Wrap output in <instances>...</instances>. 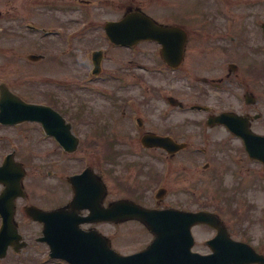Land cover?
<instances>
[{"label": "rangeland", "instance_id": "rangeland-1", "mask_svg": "<svg viewBox=\"0 0 264 264\" xmlns=\"http://www.w3.org/2000/svg\"><path fill=\"white\" fill-rule=\"evenodd\" d=\"M214 3L212 0H156L153 4L140 5L142 9H145L148 14L154 19L166 20L169 24L184 25V29L188 33L192 34V37L196 36V30L199 29L201 14L206 13L214 14L221 12L219 9L225 11L228 10L229 4L231 9L230 13L221 14L222 16H215L219 20L229 19L233 21V31L231 35L235 38L242 33H245L250 28L251 33H247L251 36H256L257 31L255 26L251 25L252 16L260 17L253 19L255 24L264 22V8H255V11L247 12L252 9V3L255 1L263 0H216ZM212 11V12H211ZM18 13H21L18 11ZM43 14L39 15L38 14ZM37 16H31L34 19L29 20L32 24H41L47 27L52 25L64 24L60 33L69 32L72 26L75 24L78 26L80 22L73 15L57 14L53 16L50 12H38ZM245 16V17H244ZM50 17H59L57 20H49ZM108 18H114L115 14L111 10H108ZM167 18V19H166ZM221 18V19H220ZM33 21V22H32ZM27 21V23H29ZM107 22L106 20H94L86 21L89 28V36L78 38L77 47L88 45V50L102 47L106 50V59L102 64V71L97 76L91 75V67L84 68L81 65H77L71 68L67 63L68 55L66 52L69 47H65V44L54 38L44 37L39 32L33 30H27L26 33L22 32L18 37L10 36L4 40V46L2 49H12L14 53L20 55L19 58H9L10 53H5L0 50V84L7 87L9 90L20 96L24 101L31 103L46 104L50 102V98L47 95L38 93V90L47 91L49 89L48 84L52 85L54 82L58 83L64 88L69 86L70 81L74 76L77 78V85L87 83L85 89H77L74 94L70 91L57 90L58 99L54 103V108L57 111H64L66 115L70 113V109L78 104L75 111L81 113L85 108L95 109L96 112H102L106 114L108 119H105L107 125L106 137L109 141L112 140V144H115L114 151H108L109 155H116L115 163H108L107 172L104 176L107 181L108 194L110 200L130 198L134 197V188L136 184V191L144 190V196L141 198V204L145 206H154L158 201L161 205H181L184 209L195 211L197 209L210 210L220 216L225 225L228 228L231 237L236 240L246 241L260 248V242L262 238V229L260 223L261 212L264 206V193L259 190V183H257L258 174L251 171L247 165H245V174L242 173L241 181L237 183V175L235 170L239 169V165L232 164V167L226 170L220 177L213 175L214 167H223L227 163V158L232 162L236 160L237 153L234 154L233 150L228 151L229 148L216 147L213 142L224 139L225 134L222 131H212L208 134L201 131L198 125L188 124L184 127L177 125L181 124L182 118H188L187 121L191 122L192 118L198 119L197 113L182 114L172 110L167 104L165 99L169 95H173L178 101L186 104L187 106L193 104H199V97L194 93V85L198 86V79L194 80V85L191 82L190 77H174L170 75L168 79L166 77H160L152 74L153 66L152 61V48L149 42L139 43L135 50L136 54H132V51L123 48L111 47L110 49L99 38V28ZM213 22V20H211ZM81 23V22H80ZM210 24V23H209ZM212 25V24H211ZM219 26H223V21H218ZM213 26V25H212ZM79 27V26H78ZM226 28V27H225ZM25 30V28L23 27ZM70 33V32H69ZM227 34V31L223 32ZM202 35H212L210 31L205 29L201 32ZM98 35V37H97ZM213 36H218V32L215 31ZM229 36V35H228ZM253 37V38H254ZM42 38V40L40 39ZM198 38V37H197ZM192 41L189 44L188 62H195L196 68L193 70L194 74L200 76L201 68H198L197 64H200L203 58L207 54L204 53L200 56L196 52V44L202 45L208 43V40H203L199 36V40ZM4 37H0V43ZM89 40L91 43H87ZM251 41V40H250ZM43 42V45L47 49H51L54 57L53 61L45 66L29 65L25 62L30 54L37 53V46ZM221 45L220 50L216 54V69L215 74L210 75L222 76L224 73H228L229 64H235L236 70L232 76H235L237 81H242L249 84L250 76L258 74L264 69V50H254L249 46L246 48H237L231 45L227 46L228 51H223L227 44V35L221 36L219 43ZM195 51V52H193ZM252 51V52H251ZM67 56V57H66ZM116 57L118 60L115 61ZM10 61H12L10 63ZM190 62V63H191ZM62 63V64H61ZM136 65V68H135ZM208 65H213L208 64ZM188 67L189 64H186ZM255 67V68H254ZM253 71L250 72V70ZM203 70L206 72L212 70V66H203ZM136 72V86L134 85V79L132 73ZM254 73V74H250ZM116 75L121 78V81L114 82L110 79ZM264 76V75H263ZM171 77V78H170ZM197 77V76H196ZM84 80L83 82H79ZM75 81V80H74ZM87 81V82H86ZM76 82V81H75ZM263 90L254 89L252 91L256 98L262 92H264V78H263ZM251 87L253 81H250ZM196 86V87H197ZM259 86V85H257ZM159 94H157V90ZM197 89V88H196ZM208 92L202 98L207 99L208 105L213 104L215 90L206 87ZM241 92V91H238ZM113 96V100L110 99ZM136 98V117L143 116L146 122H151L154 119L163 118L165 112L169 115L163 125H158L154 130L151 126L146 129L161 133L165 128H170L174 135L179 132L184 133L185 139L183 142L190 143L187 151H183L177 155L173 160H166L159 152L143 150L140 146V137L142 132L131 128L130 116L132 109L129 106L126 108V99L132 102V99ZM74 103V105H72ZM125 104L127 115L122 118V104ZM72 106V107H71ZM258 111L264 114V109L259 105ZM88 113V112H87ZM91 113V112H90ZM68 117V116H67ZM192 117V118H191ZM66 118V116H65ZM162 123V122H161ZM130 125V127H128ZM253 129L261 134H264V121L261 120L254 124ZM91 131L86 126H79L78 129L73 128L72 132L80 138V142L85 140H94L91 138ZM203 134V135H202ZM204 136H209L213 141L207 144L204 140ZM38 140H37V139ZM51 139L45 137L39 133V129L36 125L28 123L22 124L14 128V130L5 128L0 125V162L2 157L8 153H14V160L18 163L26 164L27 153L30 150L41 153L47 149H51L52 146L49 143ZM106 145V144H105ZM109 144L107 145V148ZM202 149L205 150L202 153ZM192 151L194 153H192ZM90 152H95L91 150ZM209 154L212 155L213 160L208 168H203L204 164L208 161L206 158ZM232 158V160H231ZM93 160V158L91 157ZM165 159V160H164ZM56 161V160H55ZM57 161H60L58 159ZM135 161H136V180H135ZM210 161V160H209ZM49 162L44 163L48 165ZM100 163V160H99ZM233 163V162H232ZM1 164V163H0ZM40 164V160L37 158L34 163H27V175L23 179V184L34 183L35 186L42 184L43 186H53L54 179H38L37 174H33L36 171L37 165ZM77 165V164H76ZM229 165V164H228ZM81 166H76L75 169ZM230 167V166H229ZM232 170V171H231ZM154 174V175H152ZM159 177V181L154 182L153 179ZM247 177V178H245ZM157 180V179H156ZM143 185V188L141 187ZM149 186V187H147ZM166 189V194L156 202L155 193L158 188ZM1 189V186H0ZM225 190V194H228L229 199L225 200L219 194V191ZM220 207V210L217 208ZM235 208L239 217H242L244 222L241 226L235 228V224L231 222L229 215V208ZM221 212V213H220ZM17 221L19 226L24 224L22 219V212L20 208V202L17 207ZM240 224V223H239ZM21 229V228H20ZM110 230L113 231L112 228ZM212 234V233H211ZM212 235L208 231H204L201 235L196 236L197 249L207 250L203 244L207 238ZM147 242V239L144 240ZM112 247L120 253H132L136 251V225L128 223L123 226L121 237L114 241ZM7 256H11L8 260L9 264H21L18 260H14L13 256H36L35 252L30 251L29 254L26 251H22L19 255L10 253ZM14 260V261H13Z\"/></svg>", "mask_w": 264, "mask_h": 264}, {"label": "flooded vegetation", "instance_id": "flooded-vegetation-1", "mask_svg": "<svg viewBox=\"0 0 264 264\" xmlns=\"http://www.w3.org/2000/svg\"><path fill=\"white\" fill-rule=\"evenodd\" d=\"M156 0H0V37H4V39L0 43V50L5 53H10L11 56L9 58H19L20 55L18 53H14L12 49H2L4 46V40L10 36L18 37L20 33L25 32L27 30L41 29L46 30L48 27L41 24H32L29 20L34 19L31 16H37L38 12H50L54 14L53 16H57V14H66L73 15L79 20L78 26L75 24L72 26L69 32H64L62 35L64 37L68 36V38H64L63 42L69 45V50L66 52L68 55L67 63L64 62L63 65H68L71 68L76 67L77 65H81L84 68L93 65L92 55L94 52H99V56H101V66L106 59V50L102 47H97L93 50H88L89 46L84 44L83 46L77 47L78 38L88 37L89 36V28L86 21H94V20H106V21H118L122 19L126 15H130L132 13L142 12L148 16H150L145 9H142L140 5L144 4H153ZM212 2L216 3V0H212ZM264 8V0L262 3L260 1H255L252 3V9L248 10L255 11V8ZM231 9V5L229 4L228 10H221V12L206 13L204 9V13L201 14L200 26L199 29L196 30V36L192 37L191 33H188L185 30L184 25L179 24H169L166 20L162 21L160 19H154L156 26H177L185 31L186 34V43L184 45V50L182 54V61L177 69V71H171L170 66L162 59L161 56V46L156 41H151L152 48V57L154 61H152V66L155 68L154 74L159 76H163V72L168 74H176L189 76L192 81L198 79L199 87L194 92L199 97V106L200 109L192 111L190 107L188 111L185 109V105H173L172 110H168V112L175 111L181 112L183 114V110H186L187 113H197L198 119L192 118V121H187L188 118H182L181 124L177 125L179 127H184L188 124L198 125L201 131L205 130L206 133L210 134L212 131H222L225 134L224 139H220L216 142L210 140L209 136H204V140L207 144L213 142V145L216 147H224L229 148L228 151L233 150L234 154L237 153L236 160L232 162L229 158H227V163L225 166L214 167L213 175L220 177L226 170L232 167V164L239 165V169L235 170V174L237 175V183L241 181L242 173L245 174L247 171L245 170V165L249 167V169L256 174H258L259 178H257V183H259V190L264 193V164L257 160H252L248 157L244 142L235 137L228 128V124L236 121V115L240 116L243 121L248 123V128H250L253 132H256L253 127L256 122L261 120L264 121V114H261L258 111L259 105L264 109V92H262L256 98L255 94L252 93L254 89H261L263 87V78L264 71L259 72V76H250V81H253V87H251L248 83L237 81L235 76H232L233 72L236 70V66L231 65L228 70V73H224L222 76H210L215 74L216 69V54L217 51L220 50L221 45L218 44L221 36L227 35V44L223 51H228L227 46L231 45L237 48L249 46L252 51L256 50H264V22L259 23L258 21L254 24L253 19H258L260 17L252 16L251 25L255 26V30L257 31V35L251 36L247 33H251L250 28L238 35L236 38L231 34L236 32L233 31V21L229 19L219 20V18H215V16H222L221 14L230 13L228 12ZM108 10H111L113 14H115L114 18H108ZM21 12V13H18ZM212 12V11H211ZM43 15V14H38ZM245 17V16H244ZM30 18V19H29ZM59 17H50L49 20H57ZM29 19V20H28ZM167 19V18H166ZM213 20V22H211ZM27 21L29 23H27ZM218 21H223L224 25L219 26ZM33 22V21H32ZM210 23V24H209ZM213 26H212V25ZM25 28V30L23 29ZM59 31L64 27V24L60 23L59 25L49 26ZM184 27V28H183ZM226 27V28H225ZM205 29L210 31L212 35H202V30ZM218 32V36H213V34ZM227 31V34L223 32ZM229 35V36H228ZM199 36L203 40H208V43H203L202 45L196 44L195 50L203 56L204 53L207 54L205 58H203L200 64H197L200 70V76L194 74V69L196 68L195 62L187 61L188 60V52H189V44L192 41H195L193 38H197L199 40ZM98 37V35H97ZM104 38V40L102 39ZM254 37V38H253ZM99 38L101 41L107 45V47H117L111 44L106 35L104 34V30L102 28V34H99ZM61 40V38H59ZM58 40V41H59ZM251 40V41H250ZM107 42V43H106ZM40 46H37L38 53H33V57L35 55H41L44 58L33 61L30 60V57H27L25 62L29 65L36 66H45L51 63L54 57L52 50L47 49L43 42H38ZM87 43H91L87 40ZM132 47V49H134ZM251 51V52H252ZM195 52V51H193ZM118 59V57H116ZM12 61H10L11 63ZM191 62V63H190ZM213 65H208L212 64ZM62 64V63H61ZM186 64H189L187 67ZM230 65V64H229ZM203 66H212L211 71L203 70ZM136 68V65H135ZM160 68L161 72H157L156 69ZM255 68V67H254ZM264 69V67H263ZM253 70V68H252ZM250 70V72L252 71ZM252 74V73H250ZM197 76V77H196ZM133 81L136 83V72L132 73ZM72 84L73 89L75 84ZM259 85V86H257ZM2 86L0 85V88ZM49 89L47 91L38 90L39 94L47 95L51 98V100L58 99L57 94V85L54 83L53 85H48ZM205 87L212 88L215 90L213 104L208 105L207 99L202 98L208 92V89ZM241 91V92H238ZM178 102V101H177ZM176 103V102H173ZM76 108L70 109V113L68 112V116L70 119V123L72 128L78 129L81 126H87L91 130H96V135L98 136V132H102L100 137H104L103 131L107 129V125L105 123V116L101 112H96L95 109H85L81 113L75 111ZM88 112V113H87ZM91 112V113H90ZM133 112L134 115V128L136 132V127L138 130L143 133H155L160 136H169L174 141L178 143H183V138L185 139V135L182 132H179L177 135H174L170 128H165L161 131V133H156L154 131L146 129V127L151 126L154 130H158L157 126L163 125L165 120L158 118L154 119L151 122H146L144 119H139L136 124V99L133 104ZM125 114H123L124 116ZM164 115H167L166 113ZM162 122V123H161ZM39 126V125H37ZM204 132V131H203ZM257 133V132H256ZM203 135V134H202ZM264 135V134H262ZM56 143V142H55ZM53 145V150H46L44 155L42 152L39 154L35 153H27L26 155V164H25V176L27 163L29 161L31 163V159L38 158L40 160V164L36 167V171L33 174H37L34 177L43 178L44 170H46L45 175L49 176V178H55L53 186H43L42 184H38L35 186L34 183L24 185V195L20 200L22 219L24 224L21 225L22 237L25 242V249L28 251L35 252L36 256H23V261H26V264H93L92 259L95 260V264L98 263V260H103L105 257V247L106 244L114 242L118 237L121 236L119 232L110 233V225L111 227L118 228L122 227L125 223L119 224H110L108 221V209L111 202L116 200H110L108 194L107 181L105 179V175L107 172L108 166V148L107 145L104 144L103 140H85L79 142L77 150L73 154H68L63 151L59 146H54V142H51ZM187 150L190 146V143H186ZM94 150L95 152H90ZM147 150V149H144ZM159 150V154L164 156L166 160H173L177 155L185 150H181L175 154H167L161 149H152L151 151ZM202 152H205L202 149ZM59 155L64 157H72L63 162H56L55 159H59ZM93 158V160L91 159ZM208 161L204 164V168H208L211 165V161L213 157L209 154L207 157ZM78 159V160H77ZM100 160V163H99ZM210 160V161H209ZM49 162L48 165H44V163ZM83 163V164H82ZM77 164V165H76ZM81 166L80 168L75 169L76 166ZM230 166V167H229ZM90 170L100 177L101 183L104 187V190L99 192L94 197L84 198L82 195L76 197L77 201L72 206V202L75 198V188L72 184L69 183L68 178L70 176H75L83 173L85 170ZM232 171V170H231ZM241 178V179H240ZM247 178V177H245ZM135 180H136V161H135ZM78 182H83L80 179ZM225 191V190H224ZM142 198L141 191H134V202L139 204L145 208H155V209H176L182 211H189L188 209H184L181 205H161L159 201L154 206H145L141 204L140 200ZM34 207L39 209L42 212L50 213L52 212L55 216V231L58 235L59 242L62 246L63 251H70L71 249L77 254V256H69L73 262L65 261V259L57 257L51 258L49 256L50 245L48 241L45 239L47 237L45 222L44 221H34L29 216V210ZM198 211V210H196ZM235 228L239 227V221L234 216ZM136 224V253L141 252L149 242H145L146 237H151L152 235L149 231L138 221H130ZM261 229H262V238L260 242V248L257 249L254 247L256 252L260 256H241V261L236 259V256H230L229 260H224L223 262L217 260L215 264H264V206L261 212L260 217ZM209 230L212 233L211 235L216 234V230L204 226V225H196L191 228L192 235L194 237V246L193 251L198 252L200 254L207 255L210 253L209 250H194L196 246V236L201 235L204 231ZM169 233L171 234V243L174 237L175 247L177 250H183V231L180 229L179 225L176 230L171 226L169 228ZM234 239V238H233ZM207 243V242H206ZM173 245H171V248ZM107 255V251H106ZM19 257V256H16ZM8 260H10V256H5V258L0 260V264H9ZM11 261V260H10ZM136 264H151L150 261H136ZM166 264H188V258L185 259L183 256H169Z\"/></svg>", "mask_w": 264, "mask_h": 264}, {"label": "water", "instance_id": "water-1", "mask_svg": "<svg viewBox=\"0 0 264 264\" xmlns=\"http://www.w3.org/2000/svg\"><path fill=\"white\" fill-rule=\"evenodd\" d=\"M106 29L109 37L115 43L119 44H132L135 41L154 39L165 35L164 30L154 27L151 21L141 15H136V17H126L119 23L109 25ZM168 31L175 33L174 29ZM182 40L183 37L179 42L180 50L182 49ZM163 44L165 45L164 42ZM177 60H179V57ZM10 99L14 103H11ZM10 99H8V97H2L1 99L0 119L2 122L12 123L24 119L42 121L47 133L55 136V138L63 144L65 149L68 151H73L75 149L77 140L70 134V127L64 125V121L59 115L50 112V110L45 107L25 105L14 98ZM233 131L234 134L240 136L245 141V146L250 157L262 161L264 160V137L252 134L247 129ZM151 140L157 145L162 142L159 146H162L167 150L176 151L180 149V146H176L173 143L171 145L166 138L153 136L145 137L143 138V143L148 145L147 143L151 142ZM8 161L10 162V160ZM5 165H8V162H5ZM0 170L4 175L3 168ZM22 176V171L18 170L17 174L14 176L8 174L7 177H0V181L6 184V189L0 195V213L3 215V225L0 230V256L5 255V250L9 243L17 242L20 238L13 223V216L14 200L22 194ZM76 178L79 177L71 178L70 182L74 184ZM109 216L110 220L114 219L115 221H117V219H138L146 225L152 233H154V240L150 246L139 255L135 254L128 257H120V255L109 248L108 264H136V256H153L155 258L160 256L162 259H166L168 254L167 231L169 222L171 221H173L175 226L177 223L179 224L182 222L189 249L192 245L190 227L193 224L208 223L216 226L215 223H217V220L209 213L192 214L177 211L145 210L130 202L115 203V205L109 210ZM113 216H119L120 218H112ZM34 217L38 218L39 216L35 215ZM210 245L212 246L214 253L210 255V257H204L202 260H198L197 264H212L213 262L211 259H213V256H258L249 246L242 243L231 242L226 237L225 232H223L220 237L218 236L212 240ZM189 249L188 256H198L191 254Z\"/></svg>", "mask_w": 264, "mask_h": 264}]
</instances>
